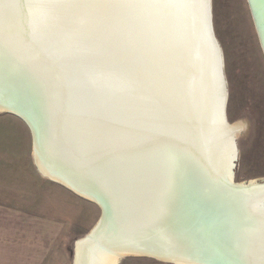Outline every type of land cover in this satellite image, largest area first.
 <instances>
[{"label": "bare ground", "instance_id": "6f19581e", "mask_svg": "<svg viewBox=\"0 0 264 264\" xmlns=\"http://www.w3.org/2000/svg\"><path fill=\"white\" fill-rule=\"evenodd\" d=\"M93 1L99 2L0 0V42L4 46L0 51L1 71L6 72L10 86L14 85L15 75L20 74V70L31 73L33 65L56 59L60 66L69 63L71 58L72 62L78 61L74 71L68 77H59V82L62 83L60 87L73 86L82 93L70 92L72 88L70 94L68 91L64 94L60 89L50 98V94H36L35 89L34 93L25 90L28 92L25 96L34 105L52 108L58 96L66 95L69 105L67 110L64 108L66 118L72 107L88 109L94 97L88 81L90 76L95 83L106 81L109 86L110 78L129 80L131 75L132 79L137 78L135 82L141 79L143 87L140 90L146 94L143 100L148 101V92L154 91L150 90L152 87L157 88L154 92L157 95H165V123L154 113H146L145 120L140 116L130 123L135 136L138 134L134 137L140 149L137 160L140 166L152 161L155 168L152 172L132 173L129 161L120 159L117 151L126 139L123 133L119 132L122 140L106 136L95 142L90 139L91 133L80 130L74 118L55 119V126L66 138L65 154L57 147L50 149L49 157L34 145L33 162L44 177L91 202L99 200L96 194L103 192L115 200L113 214L105 219L96 234L89 240V233L75 243L74 264H118L121 259L136 255L170 260L174 264H196L204 259V254L217 252L215 244L230 251L239 264H264V185L256 181L248 185L231 181V170L237 159L233 139L244 127L241 122L230 125L223 120V92L218 75L220 60L206 31L204 0H111L112 6L105 5L108 0H100L103 6L96 5V9L103 12L102 24L98 25L103 33L99 34L91 28V19L99 18L100 12L81 11ZM105 6L113 9L116 17L106 15L112 20H105ZM33 25L39 36L32 39L35 46L18 37L21 31ZM23 54L27 55V63L12 57ZM117 64L122 70L115 68ZM43 65L41 67L45 68L46 64ZM92 68L96 77H92ZM43 75L38 74L39 79H36L43 80ZM134 94L125 98L140 103ZM184 101H189L193 112L189 109L187 118L183 119L180 115ZM83 114L81 110L80 115ZM181 119L182 122L186 120L185 126L190 122V134H186L184 125L178 121ZM117 129L126 130L122 125ZM146 135L149 137L143 139L145 142L138 140ZM158 137L166 138L162 141ZM146 146H151L152 150L147 158L142 149ZM94 150L99 152L96 158L92 155ZM58 159L67 163L66 169L59 166ZM164 162L165 167L162 166ZM57 168L63 171L55 170ZM118 171H123L120 174L127 176L124 180L128 178L131 182L127 188H117L110 183L113 182L111 173ZM146 173L155 180L154 186H150L153 183L148 185ZM190 177L195 184L197 182L196 186L200 184V191L207 187L213 196L223 199L220 215L209 203L207 208L211 215L206 212L200 215L197 211L194 214L185 204L184 211H178L188 196L186 188ZM97 181L103 192L99 189L96 193L91 188ZM192 260L194 263L190 262Z\"/></svg>", "mask_w": 264, "mask_h": 264}, {"label": "water", "instance_id": "95a60500", "mask_svg": "<svg viewBox=\"0 0 264 264\" xmlns=\"http://www.w3.org/2000/svg\"><path fill=\"white\" fill-rule=\"evenodd\" d=\"M105 1H107V0H105ZM246 1L248 4V7H249L250 15H251L252 22H253V25H254V28L256 31L258 42H259L260 48H261L263 56H264V0H246ZM204 2L206 4V20H207L206 21V27H207L206 31L210 36V41H212V43L214 44V46L217 49L218 54H219L218 57L220 60V65H219L218 75H219V80H220L222 92H223V98L221 101V112H222L223 120L225 121V123H227L226 103H227L228 93H227V85H226V81H225V77H224V73H223L222 51H221V48H220V46H219V44L215 38L214 32H213L212 15H211V0H204ZM96 5H102L103 6L102 2H100V0H99V2H97V3H95L94 1L91 2V4L89 6L87 3L86 6L83 7V10H81L82 6L79 8V10L87 12V10L90 9V10H93L95 12H100L99 10L96 9ZM105 5H111L112 6L111 0H108L107 2H105ZM91 6H92V8H91ZM98 14H99V18L96 17L95 20H93V18L91 19L92 20L91 21V28L93 30H95L96 32H98V34H99L100 32L103 33V30H101L100 27L98 26V25L102 24L103 12H100ZM107 14L112 15V18L116 17L113 9H109L107 6H105V20L110 19L108 16H106ZM112 18L110 20H112ZM18 37H20L22 40H25L28 44L30 43L31 45H34L32 39L34 37L36 38L39 36L35 33V29H34V25H33V28L32 27H26L24 29V31H21V33H20V35H18ZM2 44L3 43L0 42V51L4 48V46ZM12 57H15V59H18L22 63H25V62L27 63V61H28V58H26L27 57L26 54H23L21 56L14 55ZM15 61H17V60H15ZM44 63L46 64L45 68L41 67V65H43ZM44 63H40L39 65L38 64L33 65V71H31V73H28L24 69L20 70L22 72H20V74H18V75H15L16 81H14V85L10 86L11 81L9 82L7 80V77H6L7 74H5L6 72L3 73L1 71L2 70L1 69L2 68V66H1L2 61L0 60V66H1L0 67V111L3 112L4 114H9V115L17 117L27 126V128L29 129L30 134H31L33 147H34V145H37L39 150L44 152V154H49V152L51 151L50 149H57V147H58V149L61 151V154H65L63 149H65L64 147L67 144V142L65 141L66 138L63 134L60 133L61 132L60 129L57 128L54 123H55L56 118H58L59 121H64V119L72 120V118H74L76 120V122L78 124H80V125H78L79 128L80 127L82 128L80 130H83L86 133H88V132L91 133L90 139L92 141L97 142V141L101 140L102 138H105L106 136L107 137L111 136V139L117 138V140H122L121 139L122 136H123V138L126 137V139L123 141V143H121L120 150L117 151V153H119L120 155H118V154L117 155L119 157H121L120 159H124V160L129 161L128 167L131 168L130 171L132 173H135V172L137 173L138 170H140V171L142 170L141 172H148L149 173L150 171L152 172V170L155 169L152 161H148L147 164H145V165L143 164V166H140V162L137 160V155H138L137 153L140 149L137 147L138 143L135 141L136 140L135 138L138 136V134H136L137 136H135V134L133 132L134 129L133 128L131 129V124H133L132 122H134L137 117L141 116L142 118L143 117L145 118L146 113L148 115H149V113H150V115H152V113H154L155 116L160 117V118L162 117V122L165 123L166 120H163V119H165V115L167 116V112H166L167 109H166V104H165L166 102L164 101V99H165L164 94H162L161 96L159 94L157 95L156 93H154L155 89H157V88L154 89V87H152L150 90L153 89L154 91H152V92H150V91L148 92V90L146 91L149 94V98H147L148 99V101H147L146 99L143 100V94L145 92L144 91L142 92L140 90V88L143 87L142 83H141V79H139L138 81L135 82V79L137 80V78L132 79V76L129 75L130 78H128V79L131 80V82H132V83H129V80H124L123 78H119V77L118 78L112 77V78H110L111 81L107 82L109 84V86H106V83H105L106 81H104V83H99V81H98V83H95L94 79L93 78L91 79V76H90L88 81H90V83L92 85V94H94V97L91 99L92 101L89 104V108L83 110V109H79L78 107H74V108L72 107V111H68L67 118H66L64 114H66V112H67L66 110L69 106L67 104V100H66L67 96L66 95L58 96L57 102L54 101V103H55V105L53 104L54 107H52V108L47 107L46 108L45 105H43V104L36 105V103H35V105H36L35 106L34 103L31 102V100L29 101V99H27V97L25 96L28 92L25 90H28V91L34 93L33 90L35 89L37 91L36 94H39V95L45 94L46 96H48L50 94L49 95L50 98L52 97V95L54 96L55 94H57L56 92L60 89H63L64 94L66 93L65 91H68V93H69V89L71 90L72 88H74V89H72V91H70V92H75V94L82 93L79 90V88H75L73 86L63 85L62 87H60L62 85V83L59 82L60 78H64V76L68 77L69 76L68 74L70 72L74 71L75 67L78 65V61L74 60V62H72V58H71V61L69 63L65 62L62 66H60V64H58L57 59L55 60V62H52L49 60L48 62H44ZM131 63H132V66L134 67L133 69L136 70L137 69L136 64L133 63V60ZM18 64H15V65H18ZM115 68L122 70V68L120 66H118V64ZM43 69H45V70H43ZM159 71H158V74H159ZM161 71H160V73H161ZM41 73H42V75L44 74L43 75L44 79L43 80L42 79L37 80V79H39V77L37 75L38 74L40 75ZM85 74H88V72H86ZM91 74H92V77L97 76L95 69H93V68L91 69ZM133 75H135V72H133ZM139 76H140V74H139ZM161 76H162V74H161ZM85 77H88V75H85ZM141 77H143V76H141ZM145 78H143V79L145 80ZM157 79H158V77H157ZM78 82H80V81H78ZM83 83H85L84 86L87 87L86 82H83ZM161 84H163V83L161 82ZM161 84L158 83L157 85L159 87H163V86H160ZM147 86L149 87L150 85L147 84ZM24 93H26V94H24ZM133 93H135L134 96L137 95V97H138V99L135 98V100H138V102L141 101L140 103H136L133 100L131 101V100H129L130 98L129 99L125 98L127 95H130ZM138 94H140V96H138ZM144 96L146 98V94H144ZM97 97L99 98V101H98ZM145 101H146V106H145ZM184 104H185V107L182 109L183 112L180 115L181 118H183V119H184V117L187 118V114H188L187 111L189 109H191V111L193 112L191 106H189V101H188V103L186 101H184ZM81 110H82V113L84 111V114L82 116L80 115ZM144 118H143V120H145ZM116 121H117V123H116ZM159 121H161V119H159ZM178 121L180 122V124L182 123V125H184V130L186 131V134H190V131L192 132V130H190V128H191L190 122H188V124L186 125L187 127H186L185 126L186 120L183 122H182V119H181V121L180 120H178ZM118 125H120V127H121V125H122V127L124 126L126 130L123 131L121 129H117ZM91 130L94 133L90 132ZM94 130H96V131H94ZM119 132L123 133L121 138L119 137ZM56 133H58V134H56ZM73 135H75V134H73ZM115 135H116V137H115ZM156 136H157V134H156ZM148 137H149V135H146L145 137H141L138 140L141 141V139H142V141H144L143 139L148 138ZM158 138H157V140H158ZM164 138H166V137H162V139L159 138V140L161 139L163 141ZM236 138H237V136L233 139V145H234L235 152L238 153ZM74 140L77 141V138ZM40 143H42L43 149H42ZM110 143H111V141H110ZM166 143L164 145H167ZM169 146H170V144H169ZM111 149H114V148H111ZM142 149L145 152L144 157H146V158L148 157V154L150 155L152 153L151 146H149V147L146 146ZM156 154H157V152H156ZM92 155L96 158L97 157L96 155H99V152L94 150V153H92ZM48 156L50 157V154ZM237 156H238V154H237ZM63 157H65L67 159V155H64ZM146 158H144V161L147 160ZM60 159H58L60 162L59 166H61V168L65 167V169H66L67 163H65L64 161H61ZM49 165H51V164H49ZM162 166H164V167L166 166L165 162L162 164ZM235 166H236V162H235ZM35 167H36L37 171L42 175V173L38 170L37 166H35ZM58 169L59 168H57L55 170H58ZM234 169H235V167H233V169L231 170V181L232 182L234 181ZM59 170H61V169H59ZM63 170H61V171H63ZM61 171H59V173H62ZM120 173H124V172L118 171V172H116V174L114 172L111 173L112 174L111 179L113 180V182H110V183L116 185L115 187H117V188L118 187L127 188L131 182L128 181V178H127V180H124L127 176L123 177V175H121ZM148 173H146L147 176L145 174H144V176L147 177L146 181H147L148 185L153 183L152 185H150L152 187L155 184V180L153 178H151L149 176L150 174L148 175ZM135 181H136V179H135ZM138 182H140V181H138ZM256 182L264 185V180L263 181H256ZM58 184L65 187L61 183H58ZM196 185H197V182L195 184V180L192 177H190V180L187 183V188H186V191H188V196L186 199L183 200V203H181V207L178 211L179 212L184 211V209L186 207V209H188V208L191 209L190 212L193 210L194 214H195V211H197L199 214L202 212L204 215L206 212L208 215H211V213L209 212V210L207 208V207H209L208 206V203H209V205L211 207L215 206L214 210L217 211L218 215H220V212H222V208L224 207L223 206V199H221L219 196H217L215 194H214L215 196H213L211 191H209L205 185H202V187H206V189H203V190L201 189V191H200V188H198V186H200V184H198V186H196ZM231 185L229 184L228 187H231ZM246 185H248L247 182H246ZM91 188H93L95 191L96 190L99 191V189L102 190V188L99 186L98 181L94 182V187H91ZM68 190H70V189H68ZM70 191L73 192L72 190H70ZM103 191L104 190H102V192ZM248 191H250V190H248ZM96 193H97V191H96ZM106 193L107 192H103L102 195L96 194V196L99 198V200L98 199L92 200V203H94L100 210V217H99L98 222L94 226V229L89 234L90 235L88 238L89 240L96 234V232L99 230L100 226L104 223V221H106L108 217H111V215L113 214V211L115 210L112 207V205H114V202H115L114 198H111V196L109 194H106ZM77 196H79V195H77ZM79 197L82 199H85L81 196H79ZM151 197H154V196L151 195ZM85 200L89 201L88 199H85ZM184 204H185V207L182 210ZM192 216H193V214H192ZM192 218H194V216ZM218 228H220V226ZM217 233H218V230H216V234ZM198 234H200V230H199ZM91 235H93V236H91ZM215 246L218 249H216L217 252L214 253V255H207L206 254V256H205V254H204V259H200L201 262L199 261L200 263H196V264H239L235 260L236 258L233 257V255H231V252L227 251L225 247L222 250L220 248V246L218 247V245H216V244H215ZM129 257H131V256H129ZM132 257L148 258V259H151V260L157 261L159 263H163V264H174L173 261H170V260L156 259L154 257H147L146 255L145 256L136 255V256H132ZM190 262L192 263L193 260ZM73 264H74V262H73Z\"/></svg>", "mask_w": 264, "mask_h": 264}, {"label": "rangeland", "instance_id": "374dc122", "mask_svg": "<svg viewBox=\"0 0 264 264\" xmlns=\"http://www.w3.org/2000/svg\"><path fill=\"white\" fill-rule=\"evenodd\" d=\"M212 27L221 48L227 85L226 116L243 124L236 138V184L264 180V56L246 0H211ZM32 138L17 117L0 113V152L12 154L17 168L35 171ZM36 172V171H35ZM81 199L74 223L66 225L51 264H73L74 246L100 217L99 208ZM118 264H163L148 258L125 257Z\"/></svg>", "mask_w": 264, "mask_h": 264}, {"label": "crops", "instance_id": "0c3cea01", "mask_svg": "<svg viewBox=\"0 0 264 264\" xmlns=\"http://www.w3.org/2000/svg\"><path fill=\"white\" fill-rule=\"evenodd\" d=\"M0 152V264H51L80 197ZM78 207V208H77Z\"/></svg>", "mask_w": 264, "mask_h": 264}]
</instances>
